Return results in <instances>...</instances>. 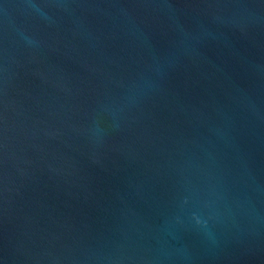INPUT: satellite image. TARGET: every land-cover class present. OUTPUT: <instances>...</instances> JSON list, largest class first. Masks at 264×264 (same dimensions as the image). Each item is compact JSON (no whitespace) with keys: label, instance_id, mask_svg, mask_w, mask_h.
Segmentation results:
<instances>
[{"label":"water","instance_id":"obj_1","mask_svg":"<svg viewBox=\"0 0 264 264\" xmlns=\"http://www.w3.org/2000/svg\"><path fill=\"white\" fill-rule=\"evenodd\" d=\"M0 264H264V0H0Z\"/></svg>","mask_w":264,"mask_h":264}]
</instances>
